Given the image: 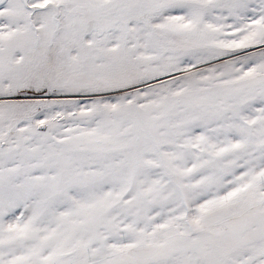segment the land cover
Masks as SVG:
<instances>
[{
	"label": "snow or ice",
	"instance_id": "snow-or-ice-1",
	"mask_svg": "<svg viewBox=\"0 0 264 264\" xmlns=\"http://www.w3.org/2000/svg\"><path fill=\"white\" fill-rule=\"evenodd\" d=\"M0 264H264V0H0Z\"/></svg>",
	"mask_w": 264,
	"mask_h": 264
}]
</instances>
